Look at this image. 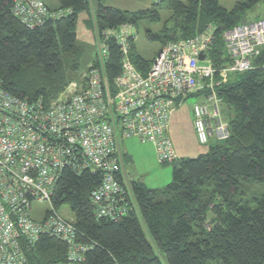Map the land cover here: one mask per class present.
Instances as JSON below:
<instances>
[{"label":"trees","instance_id":"1","mask_svg":"<svg viewBox=\"0 0 264 264\" xmlns=\"http://www.w3.org/2000/svg\"><path fill=\"white\" fill-rule=\"evenodd\" d=\"M57 1V10H69L68 15L28 28L13 16L11 1L0 0V80L14 96L50 104L75 79L82 52L75 26L81 12L93 15L86 22H96L101 31L158 20L157 6L164 4L172 22L157 33L147 31L148 37L163 45L211 27L208 57L219 68L229 61L223 33L246 22L247 12L264 2L242 0L226 9L218 0H152L149 9L126 11L100 0ZM134 38L129 56L145 74L153 59L133 54ZM109 44L112 79L119 74L120 54L116 44ZM218 96L228 111L223 115L229 138L196 158L170 162L172 180L164 188L132 182L134 210L124 217L113 221L94 216L90 193L100 184V173L62 171L53 204L70 208L80 236L92 244L85 253L89 264H264V48L254 68L230 76ZM64 253L62 242L43 235L27 258L30 264H50Z\"/></svg>","mask_w":264,"mask_h":264},{"label":"built area","instance_id":"2","mask_svg":"<svg viewBox=\"0 0 264 264\" xmlns=\"http://www.w3.org/2000/svg\"><path fill=\"white\" fill-rule=\"evenodd\" d=\"M10 1L13 16L28 28L70 12L51 10L41 0ZM134 36L129 24L101 30L97 58L82 82L69 83L50 104L14 96L0 80V264H30L27 252L43 235L58 239L65 248L50 264H89L85 253L92 244L53 204L62 171L100 173V184L90 193L94 216L113 221L126 216L134 210V198L122 169L120 140L135 137L151 143L160 163L172 162L176 155L167 129L171 115L200 91L206 95L190 111L197 142L229 138L218 89L230 76L254 68L264 48V19L223 33L229 61L219 68L208 57L214 40L211 27L161 45L145 74L129 56ZM110 42L120 54L119 74L112 79L107 71ZM35 201L49 204L40 220L31 215Z\"/></svg>","mask_w":264,"mask_h":264},{"label":"rangeland","instance_id":"3","mask_svg":"<svg viewBox=\"0 0 264 264\" xmlns=\"http://www.w3.org/2000/svg\"><path fill=\"white\" fill-rule=\"evenodd\" d=\"M55 1L56 0H44V2L51 5H54ZM109 1H111L109 3H116V5H114L115 7H120L122 10L126 11H135L140 9L144 10L149 9L152 6V0ZM240 1L242 0H218V3L226 9H231L235 3ZM157 11L159 14L158 20H152L153 18L143 19L139 20L136 23V26L129 24L133 30L136 31V36L133 41V54L148 61L154 58L160 49L161 43L148 37L147 31H150L151 33H157L162 29L165 23L168 25L170 22H172V20L169 19L171 16V11L168 10L164 4L157 6ZM88 18L91 21L94 20L93 15L88 16L85 12H81L77 16L75 26L76 45L82 52L77 62L78 66L75 72L76 77L69 83H81L84 78V74L89 69V66L92 65L97 58L98 49L101 42H99L100 31L98 30L96 22H86L89 21ZM246 18V22L264 19V2L257 3L253 9L249 10L246 14ZM209 28L210 27H208L206 30H209ZM65 63L69 64L70 61H65ZM61 95L62 93L59 96L61 97ZM205 95L206 91H200L199 94L186 99V101L181 105H176V110L171 115L167 129L169 131V136L173 142V147L175 149V153L178 155V158H196L201 154L207 153L209 151L210 145L213 146L216 143L214 139H210L209 143L207 144H199L191 129V107L194 103L201 102ZM219 107L221 110L220 116L223 121H226L224 119V115L227 117L228 111L226 110V107L223 105V103H221ZM152 148L153 147L151 143H143L135 137L121 139L120 149L123 154H126L127 156V158L124 156L123 160L121 157L122 169L125 176H127V181H129V178H131V180L140 182L147 188L161 189L172 180L173 164L170 162L164 164L160 163ZM48 207L49 204L47 201L33 202L31 209L32 217L36 220L42 219ZM58 212L63 218L68 220H72L74 217L70 208L65 204L58 208Z\"/></svg>","mask_w":264,"mask_h":264},{"label":"crops","instance_id":"4","mask_svg":"<svg viewBox=\"0 0 264 264\" xmlns=\"http://www.w3.org/2000/svg\"><path fill=\"white\" fill-rule=\"evenodd\" d=\"M43 2H44V0H42ZM109 2H111V1H109V0H100V3L101 4H103V5H105V6H110V7H114V8H117V9H120V10H122L120 7H115L114 5H116V3H109ZM51 10H57V8H58V1L56 0L55 1V3H54V5H51V4H47L46 2H44ZM140 10H142V9H140ZM135 11H138V10H135ZM160 48H161V46H160ZM159 51V50H158ZM171 125V124H170ZM191 129H192V132H193V134H194V136H195V133H194V130H193V126L191 127ZM168 135H169V131H168ZM195 138H196V136H195ZM121 141V140H120ZM173 143V142H172ZM152 149L154 150V153H155V155H156V152H155V148H154V146L152 145ZM119 150H120V152L122 153L121 155H122V160H123V157L125 156L126 158H127V156H126V154H123V152L121 151V149H120V142H119ZM175 150V149H174ZM175 155H176V158H178V155H177V153H175ZM124 172V171H123ZM127 177V176H126ZM129 178V177H128ZM129 182H130V184H132V182H137V181H134V180H131V178H129Z\"/></svg>","mask_w":264,"mask_h":264},{"label":"water","instance_id":"5","mask_svg":"<svg viewBox=\"0 0 264 264\" xmlns=\"http://www.w3.org/2000/svg\"><path fill=\"white\" fill-rule=\"evenodd\" d=\"M199 59H200V60L205 59V54L201 53L200 56H199Z\"/></svg>","mask_w":264,"mask_h":264}]
</instances>
